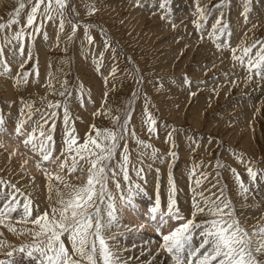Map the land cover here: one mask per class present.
Segmentation results:
<instances>
[{"label":"rangeland","instance_id":"obj_1","mask_svg":"<svg viewBox=\"0 0 264 264\" xmlns=\"http://www.w3.org/2000/svg\"><path fill=\"white\" fill-rule=\"evenodd\" d=\"M23 2L26 7L20 14L19 25L13 24L0 31V46L4 47V59L11 67L10 73L0 75V112L6 131H12L17 122L27 119V112L44 110L47 103L60 101L67 104L69 128L74 123L78 143L82 144L86 134L92 132V125L100 129L113 127L104 114L109 109L113 115L121 117L131 110L129 129L134 128L136 137L151 144L158 152L155 160L150 159L152 148L138 145L130 134L121 141L112 166L122 161L126 145L131 180H123L119 168L116 169V180L121 188H116V180L109 179L108 190L115 198L117 209L121 207V197L129 195V186L133 189L131 194L135 201L141 199L152 202L154 206L158 186L161 211H167L171 175L177 189V204L181 213L189 217L192 188L195 187L193 181L203 179L201 173H207V179H203L196 191L215 198L213 194L219 195L223 190V196L231 201L232 211L241 226L253 239L260 235L259 230L264 227V80L254 76L251 82H247L246 68L231 60L230 51H218L209 37L211 26L219 15L215 6L221 0H200L201 7L212 9L203 30L197 29L194 23L199 19L196 0H171L166 18H162L166 16V10L159 7L162 0H141L142 6H137L136 0H67L69 7L65 10L63 31L59 29V14L53 12L54 19L44 21L34 42L32 37L23 41L24 55L21 57V45L15 40L8 44L5 37H11L25 24L35 0ZM245 3L246 0H225V6L220 9L232 30V47H237L242 41H264V0L250 2L246 23L250 24V20L255 19L256 24L251 25V29H236L241 24L239 19L245 20ZM88 5L96 9L91 15L88 14ZM17 7L18 0H0V23H6ZM252 12L255 13L254 18L250 16ZM74 25L78 26V30L73 36ZM86 26L95 38L91 44L85 39ZM26 31L32 32L33 29ZM44 33H47V39H44ZM224 39L229 38L226 36ZM105 41L110 47L105 45ZM12 49H15L16 55L12 54ZM21 64L23 71L32 75L26 83L18 85ZM113 68L117 69L115 75L112 74ZM237 68L243 73H235ZM141 77L143 82H140ZM185 78L191 81V85L185 82ZM49 80L55 91L47 89ZM65 82L66 95L61 97L58 93ZM81 85L84 88L83 107L79 99ZM146 106L157 120V132L153 134H149L148 126L143 123ZM56 111L54 158L59 156L64 146L63 110ZM97 112L100 114L94 115ZM38 119V116L32 117V120ZM32 127L30 121L25 125L24 132L30 134ZM10 135L13 134L0 133V179L10 181L21 190L18 194L21 204L26 198L32 200L33 216L51 207L44 169L60 173L73 184L86 182L89 167L86 161H80L84 174L79 170L68 174L67 168L63 172L60 169L55 172L56 167L52 164H60L64 160L62 156L55 162H42L39 154H32V162L36 165V173L32 175L27 163L6 150L4 143H14L12 139H6ZM20 142L22 140L16 141ZM171 151L177 154L174 158L169 154ZM238 156H242L243 163L237 159ZM217 161L220 166H217ZM68 163L70 165L71 161ZM58 164L56 166L59 167ZM194 166L195 175L190 180ZM248 166L257 171L256 181L248 175ZM141 167L144 168L143 180L136 176L134 170ZM233 169L249 189L247 193L241 194ZM135 184H140L144 192L135 189ZM255 188L258 193H254ZM185 201L190 208L187 205L183 207ZM3 205L4 201H0V210H3ZM122 216L119 227L106 233L116 234V239L108 243L119 253L122 261L128 264H172L170 257L159 250V243L152 237L159 236L154 222L147 223L150 231L137 230L135 225L130 224L131 221L128 223L130 215L124 209ZM17 218V213H13L10 221L18 229L17 232L0 225V240L6 242L0 249V260L8 259L5 252L31 242L28 234L19 231L24 225L17 224ZM201 219L203 217L198 215L197 220ZM162 232L167 233V228ZM65 244L70 249V241L65 239ZM11 259L13 264H36L35 260L19 252H15ZM256 259L259 264H264V252L256 253Z\"/></svg>","mask_w":264,"mask_h":264},{"label":"snow or ice","instance_id":"obj_2","mask_svg":"<svg viewBox=\"0 0 264 264\" xmlns=\"http://www.w3.org/2000/svg\"><path fill=\"white\" fill-rule=\"evenodd\" d=\"M250 2L251 0H246L244 6L243 16L245 22L248 19ZM136 4L142 6L141 0H136ZM170 4L171 0H162L159 4L161 9L166 10V16L162 18H166L167 13L170 12L168 7ZM224 6L225 0H221V3L215 6L219 11V15L211 26L209 37L213 40L218 51L229 50L231 60L246 68L248 75L245 79L247 82H251L254 76H259L264 80V41H252L251 43L242 41L237 47H232L230 41L232 30L225 19L224 12L220 11ZM25 7L23 0H18V7L14 10L12 17L6 23H0V31L12 27L13 24L19 25V17ZM68 7L67 0H35L26 17L25 24L11 37H5V41L10 44L15 40L20 44L19 55L23 57V41L27 37H32L34 42V37L40 33L44 21L54 19L53 12L59 14V29L61 32L63 31L65 10ZM87 7L89 15L96 11L94 6L88 5ZM211 12V8L201 7L200 0H196V15L199 19L194 23L197 29H204ZM38 16L39 23H37ZM173 27H175V24H173ZM26 29H33V31L27 32ZM77 30L78 26L74 25L73 36ZM226 36L229 39L225 40ZM47 38V33H44V39ZM85 39L90 44L95 39L89 34L88 26L85 30ZM201 39H203V32H201ZM105 45L110 47L108 41H105ZM254 49L255 52H253ZM11 51L13 55L17 54L15 49ZM4 55V47L0 46V69H3V71H0V75L11 72V67L4 59ZM20 67L21 72L17 77L18 85L26 83L32 75V73L23 71V64ZM116 71L117 69L113 68L112 74L115 75ZM38 76L37 71L36 77L38 78ZM140 82H143V77L140 78ZM185 82L191 85V81L187 78H185ZM66 83L61 86L58 93L61 97L66 95ZM46 87L55 91L51 80H49ZM79 91V99L83 107L84 88L82 85ZM57 109L63 110L64 146L59 156L54 158ZM99 114V112L94 113V115ZM104 114L109 117L113 127L100 129L92 125V132L86 134V139L82 144L78 143L74 123L69 128L70 112L66 103L60 101L49 102L44 110L29 111L27 112V119L17 122L15 135L20 136L24 135V127L31 121L32 131L23 140V143L26 148H30L31 151L39 154L42 162H55L62 156L64 160L60 162L59 169L60 172H63L67 168L68 174L76 173L78 170L81 174L85 173V169L80 166V161H86L89 167L86 170V182L82 185L73 184L60 173H51L44 169L48 180L47 192L51 207L50 210L43 213L37 212L35 216H33L32 200L26 198L25 202L21 204L18 199L21 190L10 181L0 179V201H4L3 210H0V225H5L12 232H17L18 229L10 222L12 214L17 213L16 223L24 225L19 231L28 234L32 238L28 245L5 252L4 255L8 259L0 260V264H13L11 258L14 257L15 252L25 254L28 258L35 260L36 264H101V261L102 264H128L127 261L121 260L119 253L108 243L109 240L116 239V234L106 235L113 228L119 227L124 208H131L139 214L138 205L131 194L133 191L131 186L128 188L129 195L121 197L120 209H117L115 198L108 190L109 179L116 180L117 168H119L123 180H131L127 167L130 163V157L126 145L124 146L122 161L115 167L112 166V161L117 149L121 146V141L128 134L136 139L138 145L144 148H152V145L137 138L134 128L129 129L132 119L131 110L126 111L123 117L113 115L111 109ZM33 116H38L39 119L32 120ZM49 120H51L50 126ZM143 123L148 126L147 131L149 134L157 132L155 127L157 120L147 110V106L144 109ZM5 131L6 124L3 114L0 112V133ZM168 138L169 140L172 139L171 134ZM157 152V149L152 148L150 159L155 160ZM169 154L173 158L177 155L175 151H171ZM237 159L243 163L242 156H238ZM69 160L71 161L70 165ZM217 166H220L219 161H217ZM150 167L151 165H149ZM134 170L136 176L143 180L144 168ZM157 171L159 170L157 169ZM232 171L236 176L241 194L247 193L249 189L244 185L239 174L234 169ZM247 172L251 180L256 181L257 171L248 166ZM193 175H195V166L190 174V180ZM207 176V173H201L203 179H207ZM203 179L197 178L193 181L195 187L192 188V211L189 217H185L181 213L177 204L175 198L177 189L171 175L169 178L167 211H161V199L157 186L154 206L148 209L146 218L157 224L155 231L162 238L159 250L170 257L172 264H259L256 253L264 252V239L254 241L241 226L232 211L231 201L223 196V190L219 195L213 194L215 198L204 196L203 191L197 192L196 189L200 188ZM115 186L117 189L121 188L118 180H116ZM135 189L144 192L140 184H135ZM198 215L202 216L203 219L197 220ZM158 217L159 219H157ZM169 220L182 222L165 234L161 229L169 223ZM6 221L9 222L6 224ZM29 224L33 227H27ZM144 227V224L139 226L140 229ZM259 234L264 237V227L260 228ZM65 239L70 241V249L66 246ZM5 243V241L0 240V249L5 246Z\"/></svg>","mask_w":264,"mask_h":264},{"label":"bare ground","instance_id":"obj_3","mask_svg":"<svg viewBox=\"0 0 264 264\" xmlns=\"http://www.w3.org/2000/svg\"><path fill=\"white\" fill-rule=\"evenodd\" d=\"M194 8V7H193ZM193 10V9H192ZM233 10V9H232ZM240 11V10H239ZM244 11V10H243ZM232 12H234L235 13V11H232ZM257 12V11H256ZM236 13H238V12H236ZM239 14V13H238ZM237 14V15H238ZM253 14H255L254 12H252L251 14H250V16H251V18H254V15ZM258 14H259V12H258ZM243 17V16H242ZM263 17V16H262ZM236 18V17H235ZM259 19H261V18H259ZM250 20V19H249ZM232 21H233V18H232ZM236 21H238V20H236ZM238 22H240L241 24H240V26L238 27L237 26V28L236 29H247V28H249V27H251V25H253V24H256L255 22H257V20L255 21V19H253V21H251L250 20V24L248 23H246L245 22V20H242V18L241 19H239V21ZM261 22V21H260ZM185 25H186V23H185ZM184 25V26H185ZM238 25V24H237ZM260 25V24H259ZM253 28V27H252ZM249 29H251V28H249ZM240 32V31H239ZM204 42V41H203ZM209 43H211V42H209ZM229 51V50H228ZM230 58V57H229ZM235 73H239V74H242L243 72L241 71V70H239L238 68H237V70H235ZM14 78V77H13ZM5 133H7L8 135L9 134H13V135H10L9 137L7 136L6 137V139H12L13 141H14V143H12V142H6V143H4V146H5V148H6V150H9V151H11L14 155H16L17 157H19V159H21L22 161H24V162H26L27 163V165H28V170L31 172V174L33 175L34 173H36V165L34 164V162H32V154H34V152L33 151H31L30 150V148H26L25 147V145H24V143H23V140L25 139V138H27V136L29 135V133L28 132H24V135H20V136H18V135H15V129H14V127H13V130L12 131H5L4 133H2V134H5ZM6 139H2V140H6ZM18 139L19 140H22V142H20V143H16V141H18ZM34 156V155H33ZM58 164V163H57ZM56 164V162L54 163V164H52V166L53 167H56V169H55V172H57V171H59V167L58 166H56L57 165ZM59 165V164H58ZM58 167V168H57ZM43 169V168H42ZM38 177V176H37ZM249 191V190H248ZM253 191H254V193H258V191L259 190H257L256 188L255 189H253ZM258 195V194H257ZM135 203L138 205V208H139V214H137L136 212H134L133 210H131V208H124V210H125V212H126V214H128V215H130L129 217H127V221H128V223H130L129 221H131L132 223H130L131 225H135V228L134 229H139V230H143V231H150L151 230V227H149L148 226V224L147 223H150V221L149 220H147V212H148V209L149 208H151L152 206H153V204H152V202H143L141 199H136V201H135ZM183 203V202H182ZM181 203V204H182ZM184 205H183V207H185V205H187L188 206V208H190V204H188L187 203V201H185L184 203H183ZM263 204V203H262ZM179 205V204H178ZM259 205V204H258ZM167 207V206H166ZM260 207V206H259ZM162 208V207H161ZM188 208H186V209H188ZM262 208V207H261ZM122 218H123V216H122ZM157 219H159V217L157 218ZM182 221H175V224H174V221L173 220H169V223L167 224V225H165L162 229H161V231H164V229L165 228H167V232L170 230V229H172L173 227L175 228L176 226H178V223H181ZM141 224H144L145 225V227L143 228V229H140L139 228V226L141 225ZM156 224V223H155ZM156 226H157V224H156ZM166 233V232H165ZM255 235V234H254ZM152 236V235H151ZM154 239H155V241L156 242H158L159 243V245H160V243L162 242V238L160 237V236H152ZM261 239H264V237H261L260 235H256L255 237H254V241H260Z\"/></svg>","mask_w":264,"mask_h":264}]
</instances>
